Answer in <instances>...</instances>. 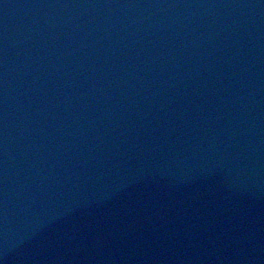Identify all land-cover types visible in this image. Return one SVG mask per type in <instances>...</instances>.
Here are the masks:
<instances>
[{
  "label": "water",
  "instance_id": "1",
  "mask_svg": "<svg viewBox=\"0 0 264 264\" xmlns=\"http://www.w3.org/2000/svg\"><path fill=\"white\" fill-rule=\"evenodd\" d=\"M0 264H264V0H0Z\"/></svg>",
  "mask_w": 264,
  "mask_h": 264
}]
</instances>
